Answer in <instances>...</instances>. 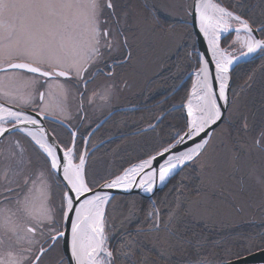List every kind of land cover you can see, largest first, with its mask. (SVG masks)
<instances>
[{
	"label": "snow or ice",
	"instance_id": "snow-or-ice-1",
	"mask_svg": "<svg viewBox=\"0 0 264 264\" xmlns=\"http://www.w3.org/2000/svg\"><path fill=\"white\" fill-rule=\"evenodd\" d=\"M257 8L242 0H146L144 11L122 0H0V264H192L189 250L196 264H213L203 233L217 222L218 177L240 172L253 156L264 161V123L254 126L238 91L229 98L234 66L264 58V0ZM237 43L244 50L235 55ZM193 53L195 80L178 106L183 126L167 125L119 174L97 175L89 164L95 129L80 131L89 108L131 87L125 69L140 74L154 64L158 79ZM98 77L99 90L90 88ZM54 95L62 98L55 106ZM248 174L264 193V172ZM177 176L161 214L154 193ZM109 190L147 197L148 223L129 232L135 205L124 212ZM242 258L226 250L223 264Z\"/></svg>",
	"mask_w": 264,
	"mask_h": 264
},
{
	"label": "rangeland",
	"instance_id": "rangeland-1",
	"mask_svg": "<svg viewBox=\"0 0 264 264\" xmlns=\"http://www.w3.org/2000/svg\"><path fill=\"white\" fill-rule=\"evenodd\" d=\"M147 2H150V0H147ZM122 3L124 6L129 7L130 10L144 11L146 0H122ZM223 3L227 6H231L232 4L229 2ZM257 4L258 0L255 6L256 13L258 14L259 9L257 8ZM247 8L254 9L252 6L251 8ZM192 30L191 25H189L188 31L191 32ZM229 39H235V34H230ZM189 43H196L194 36ZM233 48L235 55H238L241 50H244L239 43L235 44ZM188 51H192V49L189 48ZM181 61H183V70L185 67L187 71L185 73L186 75H183V79L178 84L177 89L184 86L186 91L179 96H174L173 99L171 97L172 93L169 96H164L172 85L175 84L176 75L173 74V76L167 77L168 72H166L160 78L153 79L159 69L156 65L150 64L140 74H134L132 68L125 69L121 75H128L131 87L118 88V90L114 91L110 102L106 106L89 108L87 120L84 123V127L80 128V131L87 132L89 127L95 129V133L91 137L90 145L95 149V152L89 164L97 175H104L106 173L119 174L122 168L121 166L126 167L128 164L136 162L149 150L152 139H149L148 136H146L148 140L144 138L147 140L146 143L143 142V138L137 137L126 142H121L115 146V150L112 151L111 149L109 152H106V146L110 140L116 137L122 138L124 135L123 132H126L128 128H133L134 130L138 128L140 126L139 124L146 121L148 112L149 115H151L150 113H159L161 109L165 106L172 105L173 102L176 105L171 107V109H175L183 103L184 98L188 95L195 80V76L193 75L190 78L189 74L194 73L198 65L196 63L195 53L188 60ZM250 61H253L255 64L248 71L244 72L245 75L242 78H236L237 71L234 69L237 65L234 66L230 73L231 82L229 92L230 99L233 90L240 93L239 102L243 106V110L249 115L254 126H258L264 123V58L250 59ZM169 66L172 67L171 65ZM179 73H182V71H179ZM166 77L170 79H166ZM103 82L104 77H98L96 82L90 85V88L98 89V86ZM240 86L243 87L239 88ZM61 100L62 98L59 95H54L52 97V104L55 106ZM147 100L149 102H146ZM69 102L71 103V101ZM69 102L67 101L66 103L69 105ZM96 103H100L98 98ZM70 105V110L75 113V105L72 103ZM150 109L153 110L150 111ZM161 116H158L155 121L161 119ZM100 123H102V126L97 128V124ZM147 123L143 130L149 128L151 123ZM50 125L49 123L46 125L49 131L56 129L61 139L67 140L69 138L65 128L60 127L58 130L55 126ZM253 135H255V127ZM107 159H109L108 164ZM252 167L256 169L257 173L264 172V161L253 156L240 172L233 174L231 169H227L218 177L219 187L216 189V201L219 212L217 222L214 225H210L209 229L203 233L208 237L204 252L209 254L214 253L213 264L223 262L226 250H230L233 254L243 253V256H245L249 254L247 252L249 244L253 247L251 253L258 251V246L264 245V208L259 207L262 199H264V193H262V189L256 183L255 178L248 174L249 168ZM173 186L174 184L172 186L170 185V188ZM168 191L169 189L166 193ZM129 196H132V201H135L138 195L131 193ZM234 205L237 207L242 206L244 211L236 213L233 210ZM160 212L163 214L162 211ZM147 223L148 221L146 220L144 224L146 225ZM197 231H201V226H197ZM214 241L218 243H213ZM183 258L179 254L173 257L175 260ZM188 258L192 260V264H196L195 254L191 250H189ZM152 259L157 258L152 256ZM157 264H160L158 259Z\"/></svg>",
	"mask_w": 264,
	"mask_h": 264
},
{
	"label": "trees",
	"instance_id": "trees-1",
	"mask_svg": "<svg viewBox=\"0 0 264 264\" xmlns=\"http://www.w3.org/2000/svg\"><path fill=\"white\" fill-rule=\"evenodd\" d=\"M256 1L257 0H242V2H245L246 3V6L247 7H250L251 6L255 9V6H256ZM223 2H229V3H233V2H236V0H223ZM226 5V4H225ZM183 61L180 62V67L179 68H176V67H172V71L171 72H168V76H173V74H175L176 76V80H175V84L172 85V87L169 89V91L167 93L164 94V96H169L171 93V97L172 99L174 98V96H179L181 93H183L184 91H186V89L184 88V86H182L180 89L178 87V84L181 83L182 79H183V75L186 73L187 70H185V67H184V70H183ZM179 71H182V73H179ZM186 75V74H185ZM166 79H170V78H167ZM187 85V83H186ZM243 85V84H241ZM177 89V90H176ZM168 90V89H167ZM144 96V95H142ZM156 97V96H155ZM158 100V99H157ZM146 102H149V100H147ZM181 104V102H179ZM143 104H151V103H143ZM178 104V103H177ZM174 102L172 105L168 106V107H164L163 109L160 110L159 113H150L151 115H149V112H148V115L146 116V121H144L143 123L139 124L140 126L138 128H136L135 130L133 128L131 129H127L126 132H123V137L120 138V137H116L114 138L113 140H110L106 146V152H109L111 149L112 151L115 150V146L120 144L121 142H126V141H129V140H132L134 138H137V137H141L143 138V142L146 143L147 142V138L146 136H148L149 139H152V141L154 140L155 136L157 135V133H159L160 135H165L167 134V125H175L177 127H182L183 124H184V119H183V116H184V112L182 109H179V108H175V109H171V107H174ZM153 109H150V111H152ZM163 115L162 117V123L160 124V126L157 128V132L156 133H153L152 131H145L143 130L144 129V126L146 124H148L147 122H150L151 124H153V122L156 120V118L158 116H161ZM60 127V126H59ZM139 132V133H138ZM137 133V134H136ZM145 136V137H143ZM146 138V139H144ZM142 142V143H143ZM131 149V148H130ZM108 150V151H107ZM104 153V151H102ZM109 162V159H107V164ZM123 167V166H121ZM180 180V177L177 176V177H174L169 185L171 184H174L176 185L177 182ZM128 197V199H127ZM117 198H121V199H118ZM134 198V197H133ZM137 200L135 201H132V196H123V195H120V196H117L114 203L116 205H118L119 207H121V209L124 211V212H128L129 211V208H128V205H131V204H134L135 207L132 209L135 213V216L137 217V220L131 225V227L128 229L129 232H135L137 230V225L139 223H145V221L147 220V217H148V213L150 211H153V208H152V205L149 203V200L148 199H144V198H140L139 196L136 197ZM155 199V198H154ZM171 198H169L170 200ZM164 200V198H161V202H159V200H156L155 199V204H156V207L158 209H160V211H162V213L165 211V208L162 204V201ZM139 214H142V215H139ZM144 217V218H143ZM148 221V220H147Z\"/></svg>",
	"mask_w": 264,
	"mask_h": 264
},
{
	"label": "water",
	"instance_id": "water-1",
	"mask_svg": "<svg viewBox=\"0 0 264 264\" xmlns=\"http://www.w3.org/2000/svg\"><path fill=\"white\" fill-rule=\"evenodd\" d=\"M251 58H249L250 60ZM248 60V61H249ZM248 61H241L239 64L241 63H245ZM238 65V64H237ZM236 66V65H235ZM230 89V88H229ZM229 98H230V92H229ZM110 192H112V194L115 195H119V194H129V193H124L120 190H109ZM159 190H157L156 192H158ZM155 192V193H156ZM132 193L137 194L135 191H133ZM154 193V194H155ZM131 194V193H130ZM139 195V194H137ZM141 196V195H139ZM143 197V196H141ZM143 198H147V197H143ZM148 199V198H147ZM218 264H223L222 263H218ZM238 264H264V251L258 250L255 251L253 253H250L248 255L243 256V258L238 262Z\"/></svg>",
	"mask_w": 264,
	"mask_h": 264
},
{
	"label": "flooded vegetation",
	"instance_id": "flooded-vegetation-1",
	"mask_svg": "<svg viewBox=\"0 0 264 264\" xmlns=\"http://www.w3.org/2000/svg\"><path fill=\"white\" fill-rule=\"evenodd\" d=\"M254 62L253 61H250V62H247V63H242V64H239V65H237L236 67H235V69L234 70H236L237 71V76H236V78H242L244 75H245V71H248L251 67H253L254 66ZM243 86H240L239 88H242ZM69 102V101H68ZM71 103L69 102V108H71V105H70ZM75 123H77V122H75ZM49 124H51V125H53V126H55L58 130H59V126H58V124H56V123H49ZM50 125V126H51ZM77 126H79L78 125V123H77ZM170 183V182H169ZM171 186H172V184H171ZM168 189H170V185L168 184V188H165L163 191H160V192H158V193H156L155 194V196H154V198L156 199V200H159V202H161V198H165V194H166V191L168 190ZM154 199V200H155Z\"/></svg>",
	"mask_w": 264,
	"mask_h": 264
}]
</instances>
